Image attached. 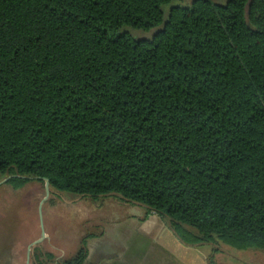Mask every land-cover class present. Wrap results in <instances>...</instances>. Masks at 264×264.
I'll return each mask as SVG.
<instances>
[{
    "label": "trees",
    "instance_id": "1",
    "mask_svg": "<svg viewBox=\"0 0 264 264\" xmlns=\"http://www.w3.org/2000/svg\"><path fill=\"white\" fill-rule=\"evenodd\" d=\"M172 1L0 0V176L264 249V0Z\"/></svg>",
    "mask_w": 264,
    "mask_h": 264
},
{
    "label": "rangeland",
    "instance_id": "2",
    "mask_svg": "<svg viewBox=\"0 0 264 264\" xmlns=\"http://www.w3.org/2000/svg\"><path fill=\"white\" fill-rule=\"evenodd\" d=\"M191 2L173 0L165 6V12L172 5H188ZM132 33L137 37L150 35L140 31ZM5 177L0 176V181ZM134 204L137 203L123 200L117 194L96 200L90 196H75L50 189L49 195H46L45 181L37 179H31L18 189L8 183L0 184V264H37L36 252H40L47 262L49 259L43 256L45 252L41 249L46 231L53 235L51 238L60 234L65 242H69L76 239L80 230L86 233L99 231L93 224L102 218L107 221L120 214H129ZM117 207L122 208L120 213H113ZM149 242L153 247L158 244L152 240ZM201 248L207 264H264V249H237L222 242L205 243ZM202 263V255L193 251L184 256L183 261L177 262Z\"/></svg>",
    "mask_w": 264,
    "mask_h": 264
},
{
    "label": "crops",
    "instance_id": "3",
    "mask_svg": "<svg viewBox=\"0 0 264 264\" xmlns=\"http://www.w3.org/2000/svg\"><path fill=\"white\" fill-rule=\"evenodd\" d=\"M115 209L113 213H120L122 208ZM131 209L127 215L120 214L107 221L102 218L93 224L99 231L86 233L80 230L76 239L69 242H65L60 234L51 238L53 235L46 231L41 249L51 253L53 258L44 261L45 264H61L74 257L81 249L84 237H87V255L82 264H177L191 251L200 253L202 264H207L201 250L203 244L183 243L164 218L148 212L141 204H134ZM151 240L158 242L156 247L150 245Z\"/></svg>",
    "mask_w": 264,
    "mask_h": 264
},
{
    "label": "water",
    "instance_id": "4",
    "mask_svg": "<svg viewBox=\"0 0 264 264\" xmlns=\"http://www.w3.org/2000/svg\"><path fill=\"white\" fill-rule=\"evenodd\" d=\"M13 176H14V175H8L7 177H5L3 180L0 181V184L7 183L8 180H9L11 177H13ZM39 178H40V177H39ZM43 179H44V181H45L46 195H49V193H50V180H49V178H47V177H44ZM40 239H42V237H41ZM31 245H32V244H30V246H31Z\"/></svg>",
    "mask_w": 264,
    "mask_h": 264
}]
</instances>
